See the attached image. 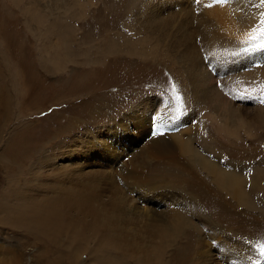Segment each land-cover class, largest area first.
I'll return each mask as SVG.
<instances>
[{
	"label": "rangeland",
	"instance_id": "374dc122",
	"mask_svg": "<svg viewBox=\"0 0 264 264\" xmlns=\"http://www.w3.org/2000/svg\"><path fill=\"white\" fill-rule=\"evenodd\" d=\"M84 1L88 3L85 8L87 14L72 20L75 29L71 37L74 41L70 52L74 55L69 57L63 53L70 60L64 70L53 73L48 72L41 65L43 60L47 61L48 56L42 55L41 41L38 42L32 35V31L27 28L26 16H23L24 5L31 4L32 0H20L19 3L18 0H0V42L3 43L4 51L19 75V80L25 85L24 96L21 99L24 117L18 114L19 111H13L12 117H9L7 129L2 128V132L0 130V160L6 163L5 166L2 165L3 162L0 164V195L2 192L5 194L0 198L3 204L1 205L0 202V264H100L101 262L104 264L109 256L117 261L122 260V264L136 263L134 257L125 256L120 250L109 251L104 247L106 252L109 251L107 257L106 252H100L94 245L92 248L82 250L80 257L72 258V247L65 249L60 247V244H53L46 238L38 237L35 231L28 229L23 221H15L16 217L13 213L8 212L9 208H18V199L21 200L25 196L37 198L35 201L41 202L45 192L54 194L53 183L65 181L59 180L57 176L59 172L57 168L64 165H72V173L74 170L80 171V168H83V171L86 170L84 174L82 173L83 175H90V170L96 168L89 178L80 179L82 181L85 179L87 186L94 183L99 189L97 195L91 197L84 209L88 210L91 205L95 209L109 213L111 210L116 211L117 219H114V222L120 224L117 233L126 231V237L129 240L126 244L118 241L115 246L119 248L124 245L120 249H127V251L130 249L129 252L133 249L137 255L140 254L138 256L143 254L142 259H144V252L134 250V247L138 245L137 242L142 246L145 244L143 238L138 241L133 235L139 236L148 229L147 226L149 227L150 222L153 221L152 216L156 207L161 211H173L178 210L180 205H185L186 208L182 206L183 213H187L189 209L191 212H188L187 216L192 221L190 220L191 223L179 234L175 244L167 248L162 262L159 258L161 264H195L194 262L198 260L196 255L200 249L203 251L202 260L196 264H264V188L259 189L255 194L256 197L258 195L256 199L259 201L256 202L255 208H248L235 202L231 194L224 192L222 186L205 175L198 163L194 164L190 161L189 166L183 165L180 168V172L179 168H176L179 165L177 162L171 164V158L176 161V154L168 155L164 152L167 160L163 157L156 158L157 155H161L159 149L155 148L156 141L164 134L161 130L175 132L179 129L180 131L192 129L199 123L207 139L214 142V147L208 149L198 140L194 141L195 146L204 150L202 155L216 167H220L222 171L232 168L234 175L239 177L243 185L248 183L246 187L248 193L253 190L255 167L264 168V122L258 127L255 120L251 118L249 124L238 132L237 135L240 137H235L218 133L205 115L202 116L203 110L201 113L195 108L193 99L195 91L203 90L207 83L208 87H214L209 82L211 80L207 68L214 55L207 50L200 54V62L201 58L208 59L205 56L210 58L205 68L198 69L204 76L201 84L198 85L191 84V73L188 72L186 63L178 62V65L166 61V58L165 61L138 60L139 58L135 57H121L123 55L121 54V56L107 57L108 59L104 62L95 56V61L87 62V59L94 56L93 53H87V50L92 48L94 53L97 51L95 48L101 50L105 37L117 35V39H121L119 36L121 32L131 36L130 30L125 29L124 22L131 21L132 16L129 12L134 3L137 12L141 14L138 19L152 17L156 21L155 24H158L162 20H167L170 15H175L178 21L182 19L181 24L187 19L186 24H182L181 27L189 25L194 19L195 21L193 20L189 27L197 31L198 27L201 26L204 29L208 24V21L201 23V18L212 19L222 16V14L212 15L205 12L212 4L217 7L220 0ZM227 1L222 0V3L228 4ZM229 2L234 3L233 6L240 3L242 10L247 13L259 6L260 16L255 26L259 23L261 14L264 13L262 0H229ZM62 6L66 10L67 5L63 3ZM202 6L205 11L201 8ZM183 9L187 14L182 12ZM226 9L229 15H233L229 7ZM175 12L181 15L179 13L176 15ZM49 17L52 18V16ZM222 21V18L215 21L216 27ZM178 24L176 27L179 26ZM236 25L240 26L234 27L232 31L236 30L235 34L238 36L244 32L242 28L245 27H242V23ZM223 32L225 36L234 38V34L226 33V30ZM249 32H251L250 29ZM172 34H175V28ZM235 39L241 40L243 46L232 49L229 45L218 50H224L222 52L227 53L226 55H233L235 62L243 55L251 56L258 53L262 55V58L264 57V52L260 51L248 53L249 55L241 52L243 48L251 47L256 43L249 40V35L245 39L244 37L242 39L235 37ZM0 53H3L1 48ZM227 61L230 62L231 59L228 58ZM5 62L3 53L0 64ZM255 65L256 63L248 64V67H245L246 72L249 67ZM225 75L227 74L221 77ZM217 82L220 83L217 88L222 94H225V88L230 89V101L236 107L245 108L246 112L252 116L260 104L264 105V90L261 88L237 95V90L234 91L231 86L226 87L221 78H218ZM14 99L16 101V97ZM148 105H152V108L143 110L142 107L146 108ZM0 114V116L4 114L2 107H0ZM191 116L196 118L187 120ZM0 121H2L1 117ZM174 123L182 126L185 124V127L175 130ZM89 140L93 143L91 148H88L86 143ZM8 148L12 149L11 155L1 153L4 151L9 154ZM198 152L201 154V151ZM144 153H149L152 158H155L148 163V166ZM64 155L67 156L63 158ZM138 167L143 169L137 172L135 168ZM169 168L175 170L163 173L166 179L160 178L159 175L164 169ZM210 170H212L211 165ZM141 173L145 174L144 179L149 174L154 178L149 185L139 188ZM12 175L14 177L11 179L16 187L11 189L8 182L9 176ZM263 176L260 179L264 187ZM21 178L29 180L30 185L25 184L24 187L18 185ZM166 183L170 186L165 185ZM112 184L113 189H117L118 192L106 188ZM26 185L29 187L26 188ZM7 186L9 188L6 189ZM4 188L5 191H3ZM20 191L24 194L18 198ZM111 203L114 209H110ZM156 211L159 212V210ZM165 216L166 213L161 214L160 219L165 221L168 219ZM121 223L126 225L122 227ZM160 223L157 221L156 224L161 225ZM192 223L199 228H193ZM125 227L127 229H124ZM201 244L203 248L200 247ZM73 247L76 248L75 245ZM90 249H94V254L98 257L93 256Z\"/></svg>",
	"mask_w": 264,
	"mask_h": 264
},
{
	"label": "bare ground",
	"instance_id": "6f19581e",
	"mask_svg": "<svg viewBox=\"0 0 264 264\" xmlns=\"http://www.w3.org/2000/svg\"><path fill=\"white\" fill-rule=\"evenodd\" d=\"M19 1L20 0H18V3ZM45 1H52V2L46 3ZM150 1L152 0H149L147 2ZM85 2L86 1L84 0H32V3L31 4L29 3L30 5L29 4L26 6L24 5V9L22 12L24 14L23 16H26L27 19L26 21H28L27 28L30 31H32L31 32L32 35L36 37L38 42L41 41L42 48L40 50L42 52V55L47 54L48 56V58H46L47 61L43 60V62H41V65L48 72H53V73L61 72L62 70H64L67 63L69 62L70 60L69 57L74 55L72 52H70V50L72 49L71 47V45L73 44L72 42L74 41V39H72L71 37L74 34V29H75V24L72 23V20L73 19L75 20V18L79 19L87 14V11L85 12L86 10L85 8L88 6V3ZM227 2L228 4H223L222 0H220L218 2L217 7H215V5L212 4L210 9L206 6L207 11H205L204 10L205 8L203 9L202 6L201 8L205 12H209L212 15L222 14V16H217L212 19H208L207 17L201 18V23L208 21V24L205 25L204 29L201 26L198 27L199 29L197 31H193L189 27L194 19L191 20L192 22L190 24L187 23L189 25H183L181 27L182 24H186L185 21L187 19H185V21H183L184 23L181 24L182 19L178 21V18L175 15L174 16L170 15V17L166 15L168 19L167 20L164 19L165 21L160 19L162 21L161 23L159 22L158 24H155L156 21L152 17H148L144 20L138 19L139 18L138 16H140L141 14L139 15L140 12L139 13L137 12L134 3L131 11L129 12V14H131L132 16L131 21L129 22L126 20V23L124 22V27L125 29L130 30L131 36L121 32L119 34L121 39H117V35L116 36L114 35L113 37H108V36L105 37L101 50L95 48V50H97L95 51V53L92 52V48H89L87 50V53L94 54V56L91 59H87V62L91 60L95 61L96 59L95 56H98L101 62H104L106 61V59H108L107 57L113 55L121 56V54H123L121 57L124 58L135 57V58H139L138 60H146V59H150L153 61L166 60L171 63H177L178 65L179 63L184 62L188 65V72L190 71L191 73L190 74L191 77L190 79L192 81L191 84L198 85L201 84V79L204 78V76L202 75V73L198 71V69L205 68L206 62L210 58L208 56H205L208 59L201 58V62H200L199 56L200 54L201 55L203 54L202 51L207 50L210 52L211 55H214L211 63L209 64V66H207L211 80L208 81L211 82L214 87L209 86L210 87L209 88L207 86L208 84L207 83L205 86L203 85L204 86L203 90H198V89H197L198 91L194 90L195 95L193 99L195 100L194 101L195 108L197 109L198 112H201L203 110L202 116L205 115V117L209 120L208 122L212 123V125L215 126L214 128H216V131L218 133L240 137L237 135L238 132L242 131V127H245L247 124H249L251 118L255 120L258 127L261 123L264 122V105L260 104V107L259 108L257 107L256 109L257 111H255L254 116L250 115L249 113L246 112L245 108L236 107L235 104L230 101L231 98L230 89L225 88L224 89L225 94H222V92L217 88L218 85H220V83H218L217 80L218 78H221L222 81L225 83L226 87L231 86L234 91L237 90V95H241V92L245 94L246 92L255 91L258 88H261L262 85H264V63H263L264 57L262 58V55L254 52L255 54H252L251 56L243 55L241 59H238L235 62L233 55L230 56L226 55L227 53L224 54L222 52L224 50L219 51L218 48L222 49L224 46H229V45L232 46L231 47L232 49L233 47H242L243 46V44H241L242 41L235 39V37L236 38L238 37V39H242L244 37L245 39V37L249 35L250 33L249 29L251 31L259 19L260 8L259 6H257L254 10L247 13L246 11L242 10V5L240 3H237L235 4V6H233L234 3L229 2V0ZM63 3L67 5L66 10L62 6ZM227 7L230 8V11H232L234 16L228 14V11L226 9ZM44 8L46 9L44 10ZM184 9L182 12H184ZM201 10L200 12H202ZM175 13L177 15L179 12H175ZM184 13L187 14V12ZM179 14L181 15V13ZM201 15L203 14L201 13ZM49 16H52V18L50 19ZM186 16L187 15H185V17ZM219 18H222L223 21L222 23H220L218 27H216L215 21H217ZM238 23H242L243 24L242 27L245 28L244 29L242 28V32L244 30L243 33H240L238 36H236L235 33H237V31L236 30L232 31V29L234 27L240 26V25H236ZM176 24H178L181 27V29L178 25H177L178 27H176ZM174 28H175V34H172ZM177 28H179V30ZM224 30H226V33H229L231 35L234 34L233 35L234 38L225 36L223 32ZM132 34H134L135 36H133ZM0 48L3 51L6 60L5 63L0 64V80H1L0 107L4 109V114L0 116L2 118V121H0V125H1L0 130L2 132V128H6L7 124L9 125V117L10 118L12 117L11 113L13 111L14 112L19 111L18 114L19 115L22 114V116L24 117L23 115L24 109L21 106V99L22 96H24L23 90L25 88V85L19 80V75L14 70L12 62L8 58L7 53L4 51L5 48L2 42H0ZM3 53L2 54L0 53V58L1 55H3ZM63 53L67 54L69 57L64 56ZM228 58L231 59L230 62L227 61ZM217 62H219V64H217ZM251 63H256V65L254 67H249V69H247L248 72H246L245 67H248V64ZM180 67L181 66H179V68ZM216 72L217 74L215 75ZM224 74L227 75H225L222 78L221 76ZM203 83L205 84V82H202V84ZM14 97H16V101ZM142 108L143 110H149L152 108V105H148L146 106V108L145 107ZM174 111L175 110H173V112ZM191 114H195V112H191ZM194 118L196 117L191 116L188 119L187 118L186 119L191 121ZM184 125L185 124H183L182 126L179 123L173 124L175 130L179 129V127L180 128L185 127ZM161 132L164 133L163 136L155 143V148L159 149L161 155H157L156 158H160V157L166 158L164 152H166L168 155L176 154V161H173V158H171V164H175V162H177L179 165L176 168H179V170L183 165L189 166L188 163L190 161H192V163L194 164L198 163V166H201V170L204 171L205 175L209 176L219 186H222L224 192H226L227 194H231L235 202H238L241 205H245L248 208H255L256 202H259L256 199L258 195L256 197L255 194H257V191L259 189L264 188L261 183L262 180L260 179V177L264 175V168L258 166L255 167V176L252 180L253 190H251L248 193L246 189L248 183L246 185H243V182L240 181L239 177L234 175L235 172L231 170L232 168L229 169L228 171L227 170L222 171L220 167H216L214 163H211L206 157L202 155L203 153L202 151L204 150L199 149L197 146H195L194 141L198 140L199 142L203 143L205 147L208 149H212L214 147L213 144L214 142L211 139H207L206 134L204 133L203 128L200 127L199 123L196 126L192 127V129L187 128L181 131L179 129L178 131L175 132L174 131L171 132V130L169 132L166 130L165 131L161 130ZM89 142L91 141L89 140L86 142L88 144V148L93 147V143L92 142L89 143ZM8 150L10 152L9 154H7L8 152L5 153L4 151H2L1 153H4L6 155H11L12 149L8 148ZM198 151H201V154ZM65 156L67 155H64L62 157L64 158ZM143 156L144 159H146L147 166L150 161L155 159L152 158V156L149 153H144ZM1 162L4 163L2 164L3 166L6 165L5 161L0 160V164ZM210 165L212 166V170H210ZM173 168L172 170L171 168L165 170L166 169L165 168L164 171L161 173V175H159L161 176L160 178L166 179L165 176L163 177V173L174 171L175 169ZM57 169L59 170V172H57L58 179L65 181L64 182L59 181L53 183L52 188L55 192L54 194L49 193L51 194L49 195L45 192L46 194L44 193L43 200L41 202L35 201V199L37 198L34 197L29 198L25 196L21 200L18 199L19 200L17 201V204L19 203L18 208L15 207L16 209H14L12 207L13 209L12 208L10 209L9 208L10 206H8L9 208L8 212L13 213V215L16 217L14 218L15 221L18 222L23 221V223L25 224L26 227H28V229H32L37 233L36 235L38 237L46 238L47 240L51 241V243L53 244H60V247H64L65 249H67L66 247H72L73 248L71 252L72 258H77L78 256L80 257L82 250L85 249L87 250V248L88 249L92 248L94 245L96 247L95 249L99 250L102 253H105L107 249L109 251L111 249L120 250V252L122 251L123 255L125 256L130 255L134 257L136 262V263L134 262L135 264H159V263L161 264L167 248L175 244L179 234L183 232L192 221L191 218L187 216V213L191 212L189 211V209L187 213H183V209L186 208L185 205H182L184 208L180 205V208L178 210H173V211L172 210L161 211L158 207H156L154 209L155 211L153 212L154 215L152 216L153 221L150 222L149 227L147 226L148 229L145 230L143 233H141L139 236L133 235V237L134 238L136 237L138 241L141 238H143L142 240L145 243L142 246L141 244L139 245V243L137 242L136 244L138 245L134 247V250H141L142 252H144L145 258L142 259L143 254L141 256H138L140 254L137 255L135 252H133V249L132 252H129L130 249H128V251L127 249H123V248L120 249L124 245H122L119 248L115 246V244H117L118 241L120 242L123 241V243L125 244L128 243L129 241L128 238L126 237L127 236L126 231L122 230L123 229L122 227L124 226L125 223L123 225L121 223L122 225L121 231L123 232L121 234L117 233L118 231L117 228L120 227L119 226L120 224L114 222V219H117V215L115 214L116 211L111 210L109 213L105 210L95 209L91 207V205L88 210L84 209V207H86L89 204L91 197H95L97 195V192L99 191L98 187H95L94 183H91L88 186L85 184V179L89 178L92 175V173L95 172L96 168L90 170L91 171L90 175H83L86 171V170L83 171V168H80V171L74 170L72 173L73 170L72 165L60 166ZM141 169L143 168L141 167L135 168L137 172L138 170L141 171ZM144 175L145 174L141 173V177L139 178V180L141 181L139 188L149 185V183H151V179L154 178L152 175L149 174L144 179ZM9 177L10 180L8 182V186L11 189L15 188L16 184H14L12 181L13 179L12 177L14 176L12 175ZM82 177L85 178L83 179V181L80 180ZM146 179H148V181ZM97 183L100 184L99 182ZM25 184L30 185L29 180L26 181L23 178H21L18 185L24 187ZM165 185H169V184L166 183ZM8 186L6 187V189L9 188ZM27 187L29 186L26 185V188ZM106 188L111 191L118 192L117 189H113V184ZM3 191H5V188ZM245 192H247V194ZM19 194L20 195L18 196V198H20L21 195L24 194V192L22 193L20 191ZM4 195L5 194L2 192L0 198ZM5 198H8V196L7 197L5 196ZM9 199L11 198L9 197ZM14 200L16 202V199ZM0 202L1 205H3L1 199ZM110 209H114L113 203H111ZM196 209L198 210V208ZM156 210H159V212L157 213ZM117 211H121V210H117ZM163 213H166V216L168 217V219H166L165 221L160 219V215ZM126 217L128 218V216ZM147 218L148 216L145 218L146 221ZM157 221H160L161 225H157L156 224ZM121 222L124 221L121 220ZM193 228L197 229L199 227H197V225L194 223ZM124 229L127 228L125 227ZM130 230L131 229H129V231ZM134 238H130V239L134 240ZM73 245H75L76 248H74ZM104 247L106 248V250H104ZM200 247L203 248L204 246L201 244ZM93 250L94 249H90V253L92 255L94 254ZM109 251L106 252L105 254L107 255ZM221 252L224 253L223 251ZM93 256H95V254ZM196 256L198 257V260L194 262L195 264L202 260L203 251H201L200 249V251L197 253ZM95 257H98V255H96ZM109 257L108 259L105 258L107 259V261L106 263L103 262L104 264H107V262L108 264H122V260L117 261L114 258L113 260ZM159 258L161 259V262L159 261Z\"/></svg>",
	"mask_w": 264,
	"mask_h": 264
},
{
	"label": "snow or ice",
	"instance_id": "6c2138e0",
	"mask_svg": "<svg viewBox=\"0 0 264 264\" xmlns=\"http://www.w3.org/2000/svg\"><path fill=\"white\" fill-rule=\"evenodd\" d=\"M262 2H264V0H262ZM249 40L256 41V43L252 44L251 47L243 48L241 50L243 54L254 53L257 51L264 52V13L261 14L259 23L251 30ZM261 90H264V85L261 86Z\"/></svg>",
	"mask_w": 264,
	"mask_h": 264
}]
</instances>
